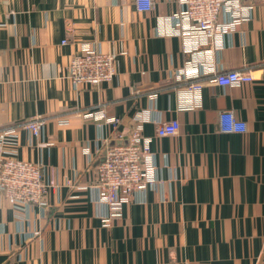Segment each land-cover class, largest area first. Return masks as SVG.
<instances>
[{"label":"crops","instance_id":"1","mask_svg":"<svg viewBox=\"0 0 264 264\" xmlns=\"http://www.w3.org/2000/svg\"><path fill=\"white\" fill-rule=\"evenodd\" d=\"M180 1L147 12L135 0H0V158L40 164L56 184L44 206H12L0 192V264H264V0H241L248 17L223 10L203 46ZM99 50L114 55L115 77L74 88L71 58ZM232 70L253 82L218 86ZM223 110L247 131L221 133ZM139 114L157 183L106 227L95 166ZM36 117L47 119L38 137L19 127ZM172 120L178 133L155 137Z\"/></svg>","mask_w":264,"mask_h":264},{"label":"built area","instance_id":"2","mask_svg":"<svg viewBox=\"0 0 264 264\" xmlns=\"http://www.w3.org/2000/svg\"><path fill=\"white\" fill-rule=\"evenodd\" d=\"M184 16L192 35L199 46L212 42L218 33V21L223 10L236 17H248L251 12L242 6L241 0H181ZM138 11H151L154 0H135ZM178 19L177 15L170 17L169 23ZM65 43V42H64ZM116 75L115 58L111 53L101 50L71 58L67 79L74 88L80 86L98 87L109 83ZM218 86L226 87L235 84H251L250 73L232 70L215 75ZM202 83L192 81L187 89L192 92L201 90ZM97 114V113H96ZM95 114V115H96ZM89 115H93L89 113ZM99 116L106 124L117 128L120 120L106 115L101 109ZM47 119L36 117L20 123L19 127L38 137L44 130ZM150 121L146 115L139 114L137 124L124 139L118 136L121 143H107L101 151V158L96 163L94 188L98 191V203L103 207L102 223L110 227L116 220L123 217L124 207L128 205L134 194L141 190L154 187L157 178L154 165L149 162L152 156L148 142L151 140L143 134V127ZM180 124L176 120L158 123L155 137H171L178 133ZM218 128L221 133H245L247 124L239 119L233 110L219 112ZM8 130L0 131V154L4 153ZM125 140V141H123ZM53 179L45 182L43 167L40 164L20 160L16 157L0 158V192L12 206L46 205L50 189L55 188Z\"/></svg>","mask_w":264,"mask_h":264}]
</instances>
